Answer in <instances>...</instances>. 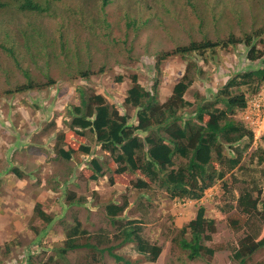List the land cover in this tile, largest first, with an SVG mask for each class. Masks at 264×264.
<instances>
[{"label": "trees", "instance_id": "16d2710c", "mask_svg": "<svg viewBox=\"0 0 264 264\" xmlns=\"http://www.w3.org/2000/svg\"><path fill=\"white\" fill-rule=\"evenodd\" d=\"M102 1L104 11L111 0ZM186 1L194 9L199 22L198 32L202 37L196 40L190 36L188 44H179L170 51L156 55L153 67L155 81L151 91L139 84L137 75L129 76L131 85L123 95L122 104L136 110V124H130L129 115L120 114L104 96L78 86L75 92L79 102L67 109L68 130L54 134L53 152L65 162L82 165L83 158L92 155V148L85 143V135L89 132L105 157L100 160L91 156L87 165L91 181H98L107 174L139 173L141 177L132 183L136 190L160 192L162 194H157L158 197L180 202H198L205 197L207 190L221 183L224 204L220 212L208 217L205 207L199 206L195 217L180 229L172 244L185 254V261L203 259L210 264L214 255L222 251V246H209L207 243L215 235L216 222L228 212L231 214L226 222L230 230H243L244 233L233 249L230 260L236 264H264V259L258 262L253 260L255 255L264 251V138L249 153L255 142L254 133L245 122L237 119L247 109L249 102L264 101V23L250 33L242 32L241 37L231 31L224 38H211V34L204 31L207 17L198 11V6L201 2H207L214 9L218 5L217 0L215 5L212 0ZM77 7L70 9L69 13L73 15ZM47 8L34 0H0V13H3L2 19L0 17V50L12 58L16 67L20 68L27 59L34 62L44 51L53 61L58 57L68 61L72 57V61L77 63L69 68L73 72L67 75L88 81L95 75L92 69L94 55L100 53L101 49H107L110 53L121 44L126 50H131L126 47L124 39L116 35L114 39H109L115 23L120 21L113 15L94 18L79 10L76 23L65 18L60 20L57 26L58 40L39 39L34 30L23 33L22 26L10 15L15 11L29 23L30 13H46ZM229 8L226 6L224 9ZM232 8L240 25V12ZM212 11L208 18L211 23L219 20L222 13ZM122 23L126 32L140 28L139 22L129 15L124 16ZM71 26H74L75 35L69 39L68 29ZM39 31L43 33L41 29ZM79 33H83V38H79ZM89 36L101 37L105 41L102 44L99 41L94 43ZM240 45L245 47L246 58L251 62L260 61L261 66L233 73L221 88L208 95L192 92L193 100H188L192 85L203 75L197 59L210 63L219 51L227 52ZM14 49H23L25 56L23 53L18 55L19 52L16 54ZM173 57L181 58L185 67L170 95L162 101L157 91L159 81L156 76L161 74V65ZM83 58H87V62H83ZM98 68L97 74L105 72L104 64ZM115 82L122 83V77ZM54 85L55 81L50 77L40 83L35 77L27 75L25 84L16 83L14 90L7 93H39ZM25 117L27 119V114ZM246 153L249 155L245 156ZM13 173L18 179L25 176L23 170L14 169ZM230 183L239 185V190L235 191ZM66 202L68 205L83 204L82 199L74 200L73 194L67 197ZM126 206L124 202L120 206L108 203L104 207L114 231L99 230L90 235L74 219L73 226L65 233L59 254L64 256L70 251L82 249L87 252L88 264H96L104 254L118 264H134L116 252L124 245L133 244L139 255L151 263L156 262L161 248L144 239L143 222L118 220ZM34 213L47 224L53 221L39 204L35 205ZM4 249L9 251L8 246ZM25 261V264H31L30 260Z\"/></svg>", "mask_w": 264, "mask_h": 264}, {"label": "rangeland", "instance_id": "374dc122", "mask_svg": "<svg viewBox=\"0 0 264 264\" xmlns=\"http://www.w3.org/2000/svg\"><path fill=\"white\" fill-rule=\"evenodd\" d=\"M217 3L214 9L207 2H201L198 6V11L207 17L204 31L211 34V38H224L231 31L241 37L242 32L250 33L264 23V0H217ZM212 4L215 5L216 0H212ZM51 6L59 18L69 19L72 23L78 21L76 13L79 10L87 14L88 11H93L94 18L106 14L119 18L120 21L115 23L109 39H114L116 35L117 38L124 39L126 47L131 50H126L121 44L110 53L107 49H101L100 53L94 55L92 69L95 75L88 81L67 75L68 72H73L69 68L77 63L71 58L65 61L58 57L53 61L52 57L43 53L34 62L27 59L22 63L27 74L40 83L46 82L47 77H50L55 85L39 93L21 94L18 97L22 101L23 110L20 108L21 111L17 114L13 110L9 111V115L13 116L10 123L13 129L6 127L8 118L4 119L8 120L4 121L5 126L0 117V264H25L28 256H31V264H88L85 250L70 253L65 259H61L56 256L53 248L61 246L74 219L90 235L98 230L114 231L106 218L104 207L108 203L121 205L124 202L127 206L118 220L142 221L144 239L150 244L158 245L162 251L155 263L144 264H208L203 259L185 261V254L172 244V239L195 217L199 206L205 207L208 217L220 212L224 204L221 183L207 190L205 197L198 202H180L158 197L157 194H162L160 192L136 190L132 183L141 177L139 173L107 174L98 181H91V172L87 168L89 160L92 157L103 160L105 157L90 133H86L85 143L92 148V157H84L82 165H75L72 161L65 162L53 152L54 134L67 130L64 123L67 120V109L79 102L75 92L78 86L104 96L121 114L129 115L130 124H136V111L122 104L123 95L130 87L129 76L137 74L140 85L151 91L155 81L153 67L156 55L170 51L179 44H188L190 36L196 40L201 39L193 7L186 0H111L104 11H101L102 0H62L53 2ZM226 6L240 12V25L231 8L224 9ZM75 7L77 11L70 14L69 10ZM212 10L222 11L215 23L208 19ZM10 15L22 26L23 33L29 32L31 25L37 24L43 32V39L58 36V23L53 17L29 15L32 21L29 24L15 11L10 12ZM125 15L132 16L139 22L138 31H124L122 20L124 21ZM2 16L3 13H0L1 19ZM79 38H83V33ZM89 39H94V43L99 41L100 44L105 41L95 36H89ZM197 60L203 75L195 80L187 95L188 100H193L192 92L208 95L221 88L233 73L261 66L260 61L251 62L246 58V50L242 45L227 52L219 51L210 63L202 62L199 58ZM82 61L87 62V58ZM102 64L105 72L99 75L97 70ZM184 67L185 63L179 57L170 58L161 65V74L156 76L159 81V99L164 101L170 95ZM118 77H122V83L115 82ZM25 79L10 57L0 51V103L9 105L10 100L4 96L3 90L16 83H23ZM17 102L18 100H14L13 106H17ZM252 105L257 110L251 111L250 119H245L242 113L237 118L245 122L254 133L255 142L249 153L264 138V103L260 105L249 102L248 106ZM7 112V108L1 110L2 114ZM13 167L23 170L25 176L16 178L11 171ZM232 188L238 191L240 187L232 185ZM71 194L74 195V200L82 199L83 204L68 205L66 200ZM36 204L40 205L46 216L52 218L51 224L48 225L36 216ZM230 214L226 212L216 222L215 235L207 243L209 246H222V251L214 255L210 264H236L230 260V256L244 233L243 230H230L226 222ZM5 246L9 247L8 252L4 249ZM116 252L134 264H142L144 261L132 244L119 248ZM263 259L264 251L255 255L253 260L258 262ZM96 264L117 263L104 254Z\"/></svg>", "mask_w": 264, "mask_h": 264}, {"label": "clouds", "instance_id": "9594fccd", "mask_svg": "<svg viewBox=\"0 0 264 264\" xmlns=\"http://www.w3.org/2000/svg\"><path fill=\"white\" fill-rule=\"evenodd\" d=\"M8 0H1V2H7ZM34 1H36L37 3H39L41 6H43V7H48L47 8V12H49V13H30L29 15H32V16H39V17H53L54 19H56V21H57V23L59 24V22H60V20L62 19V18H59V16H58V14L56 13V10L51 6V4L53 3V2H61L62 0H34ZM102 11V10H101ZM0 12H2V10L0 11ZM88 13L90 14V15H94L93 14V11H88ZM29 24H32V21H31V19H30V22H29ZM35 31L39 36V39H41L42 38V33L39 31L40 30V28L37 26V24H33V25H31V28H30V30H29V32H32V31ZM82 33H79V35H81ZM73 36V38H74V35H75V30H74V26H71L69 29H68V38L70 39V36ZM58 38H59V35L56 37V38H54V39H56V40H58ZM15 50V52H16V54L18 53V55L19 54H21V53H23V56H25V53H24V50L22 49H14ZM1 51V50H0ZM2 53H5V52H3V51H1ZM42 53H44V51H42ZM8 57H10L7 53H5ZM45 54V53H44ZM46 55V54H45ZM37 58V57H36ZM72 58V57H71ZM11 60H12V58H10ZM13 62V61H12ZM25 62V61H24ZM13 64H14V62H13ZM15 65V64H14ZM16 68H18V67H16ZM19 70H21L22 71V73H23V75H24V77L26 78L25 79V81L23 82V83H21V84H25L26 82H27V75L25 74V70L23 69V65H21V67L20 68H18ZM133 75H137V74H133ZM30 78H32L31 76H30V74L28 75ZM138 76V75H137ZM129 81H130V79H129ZM138 82H139V79H138ZM20 84V83H19ZM140 84V83H139ZM131 85V84H130ZM143 87V86H142ZM11 90H14V86H11V87H8L7 89H5V90H3V94H4V96L6 97V98H8L9 100H10V102L8 103L9 105H4V103L2 102V103H0V117H1V120H2V124L3 125H5L6 126V123H4V121H6V122H8V120H9V122H8V125L6 126V127H8V128H10V129H13L14 127H12V125L10 124L12 121H13V116H10L9 115V111H15L16 112V114L20 111V108H21V104H22V101H20V98H18L21 94H25V92L23 93H15V94H8L7 92L8 91H11ZM5 100V99H4ZM12 100V101H11ZM14 100H18V105L17 106H13V101ZM252 102V101H251ZM253 103H256V104H263L264 103V101H253ZM4 108H7V110H8V112L7 113H5V114H2L1 113V110H4ZM18 109V110H17ZM253 109H254V111L255 110H257V108L255 107V106H253L252 105V107L251 106H248L247 107V109L242 113V115L244 116V118L245 119H250L251 117H250V115L252 114L251 113V111H253ZM136 111V110H135ZM253 111V112H254ZM119 112V111H118ZM120 113V112H119ZM121 114V113H120ZM245 114V115H244ZM122 115H125V114H122ZM6 118H8V120H4V119H6ZM135 118H136V113H135ZM67 121V120H66ZM65 124H66V122H65ZM67 127V126H66ZM68 130V129H67ZM67 130L66 131H61V132H67ZM87 133H89V132H87ZM91 134V133H90ZM93 136V135H92ZM54 147V146H53ZM56 156V155H55ZM59 158V157H58ZM61 159V158H60ZM14 169H18V168H16V167H13V168H11V171L13 172V170ZM14 174V173H13ZM15 175V174H14ZM204 198V197H203ZM202 198V199H203ZM201 199V200H202ZM190 202H193V201H190ZM112 204H114V205H117L118 206V204H115V203H112ZM122 205V204H121ZM120 206V205H119ZM53 222V221H52ZM51 222V223H52ZM51 223H49V224H51ZM48 224V225H49ZM99 231V230H98ZM97 233V232H96ZM65 239H63L62 240V242H61V246L60 247H58V248H53V251L55 252V254H56V256H58L59 258H61V259H65L70 253H74V252H76V251H81L82 249H79V250H75V251H70V252H68V253H66L64 256H61L59 253H60V250H61V248H62V243H63V241H64ZM127 245H129V244H127ZM133 245V244H132ZM124 246H126V245H124ZM123 246V247H124ZM135 246V245H134ZM122 248V247H121ZM136 248V247H135ZM118 250V249H117ZM136 251H137V249H136ZM86 252V251H85ZM162 252V251H161ZM87 253V252H86ZM138 253V252H137ZM161 254V253H160ZM121 256V255H120ZM141 256V255H140ZM160 256V255H159ZM29 258H28V260H30V263H31V256H28ZM142 257V256H141ZM159 258V257H158ZM157 258V259H158ZM144 259V261L142 262V264H144V263H147V262H149L147 259H145V258H143ZM157 261V260H156ZM132 262V261H131ZM149 263H151V262H149ZM155 263V262H154ZM118 264V263H117ZM120 264H123V263H120Z\"/></svg>", "mask_w": 264, "mask_h": 264}]
</instances>
